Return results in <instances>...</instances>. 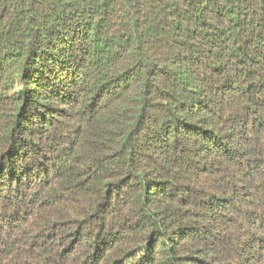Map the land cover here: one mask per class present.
Here are the masks:
<instances>
[{
	"label": "trees",
	"instance_id": "1",
	"mask_svg": "<svg viewBox=\"0 0 264 264\" xmlns=\"http://www.w3.org/2000/svg\"><path fill=\"white\" fill-rule=\"evenodd\" d=\"M0 264H264V0H0Z\"/></svg>",
	"mask_w": 264,
	"mask_h": 264
}]
</instances>
